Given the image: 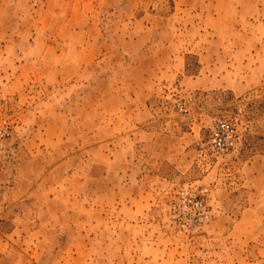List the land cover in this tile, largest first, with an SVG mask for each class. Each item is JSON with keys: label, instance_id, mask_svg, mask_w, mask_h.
Returning a JSON list of instances; mask_svg holds the SVG:
<instances>
[{"label": "rangeland", "instance_id": "374dc122", "mask_svg": "<svg viewBox=\"0 0 264 264\" xmlns=\"http://www.w3.org/2000/svg\"><path fill=\"white\" fill-rule=\"evenodd\" d=\"M0 264H264V0H0Z\"/></svg>", "mask_w": 264, "mask_h": 264}, {"label": "built area", "instance_id": "2783aa9c", "mask_svg": "<svg viewBox=\"0 0 264 264\" xmlns=\"http://www.w3.org/2000/svg\"><path fill=\"white\" fill-rule=\"evenodd\" d=\"M210 142L213 147L225 152L227 147H231V130L227 126L220 125L211 133ZM181 195V200H183V203L186 204V206L191 204L190 200H196V198H194L191 194L187 195L184 193ZM193 206L196 207L199 206V204L194 203Z\"/></svg>", "mask_w": 264, "mask_h": 264}]
</instances>
